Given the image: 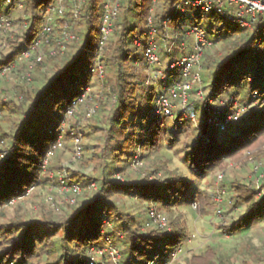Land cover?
<instances>
[{
  "label": "trees",
  "instance_id": "1",
  "mask_svg": "<svg viewBox=\"0 0 264 264\" xmlns=\"http://www.w3.org/2000/svg\"><path fill=\"white\" fill-rule=\"evenodd\" d=\"M53 1L0 0V16L10 19V11L16 10L22 14L18 22L25 23L21 33L15 32L13 38L6 39L8 50L6 54L0 53V68L12 63L21 50L32 43L44 22L42 12ZM177 1L123 0L114 31L105 48L99 51L97 42L104 0H83L76 18L70 11L73 1L67 0L69 8L56 24L58 33L64 23L71 26L73 52L58 53L56 58H61L60 61L46 53L42 64L36 66L31 82L19 87L16 96L20 95L21 99L15 101L13 96L2 100L1 94L6 89H0V112L5 113V118L16 117L9 128L4 127L5 119L0 118V142H3L0 152H5L0 159V218L5 209L28 190L58 184V172L64 171L67 182L81 188L73 203L67 201L59 208L61 216L57 220L48 213L40 218H28L15 212L14 218L0 221V264H87L90 247L103 245L105 237L113 242L118 236L123 239L119 264H146L155 253L156 245L173 249L183 243L185 233L182 229L173 228L167 234L157 228L143 231V223L116 205L117 198L133 197L146 204L147 210L151 206L167 209L184 198L188 191V180L167 170L165 164L158 165L166 171L165 177L156 174L159 168H153L145 175L126 176L130 178L127 179L128 165L118 167L123 162L130 164L138 150L155 154L161 143L174 147L185 129L190 128V118H185L181 111L172 118L154 113L156 87L165 82L152 79L141 48L133 45L134 39L144 37L149 17L158 36L165 34L163 22L166 19L172 33L179 34L182 27L190 23L203 27L200 15L174 14ZM210 18L214 23L221 21L216 14ZM206 32L215 42L235 37L236 43L220 58L202 61V69L212 73L207 84L202 83L207 95L200 103L201 120L191 127L199 136L195 137L194 146L185 152L183 159L190 173L199 179L223 170L226 160H239L243 151H253L264 137V109L260 113L247 110L239 120L226 123L223 130L216 125L224 121L226 113L234 110V102L241 91L242 99L249 96L264 101V23L259 17L251 30L236 26L224 34ZM258 38L261 42L254 53ZM96 59L104 68L103 80L89 72ZM47 61L51 62V73L43 69ZM161 73L169 79L176 76L175 72L165 69ZM93 79L106 81V101L100 99L94 115L87 119L86 132L92 140L81 144L83 153L79 169L62 164V150L56 151L44 165L45 154L57 140L67 107ZM195 108L190 109V114H196ZM83 117L84 114L67 120V130L62 134L63 150L71 149L79 133L85 137L81 125ZM138 117L149 119L139 140L135 138ZM165 119H170L171 125L165 124ZM228 131L229 135H225ZM144 157L142 153L139 158ZM109 160L117 167L109 168ZM87 169L91 174L86 173ZM116 174L122 179H116ZM90 183L97 184L92 198L87 189ZM258 187L255 189L236 181L229 183L232 206L244 205L245 210L242 216L224 227L226 234H237L263 217L264 195L258 196V193L264 194V178ZM192 201L198 205L200 213H205L206 208L213 205V194L197 190ZM114 229L117 236H114ZM208 252L191 256L188 264H209L212 254Z\"/></svg>",
  "mask_w": 264,
  "mask_h": 264
},
{
  "label": "rangeland",
  "instance_id": "2",
  "mask_svg": "<svg viewBox=\"0 0 264 264\" xmlns=\"http://www.w3.org/2000/svg\"><path fill=\"white\" fill-rule=\"evenodd\" d=\"M68 1L72 2L73 0ZM68 8L67 3H65L64 11H67ZM1 12L5 13V9H2ZM191 14L193 16H201V25L208 32H219L224 34L228 29H233L237 26L235 23L228 22L224 18H221L219 23H214L210 18L211 15H214L213 11L203 12L200 10H193L191 11ZM9 15L10 19L13 21L10 30L8 32L0 31V53L2 54H6L8 50L6 39L13 38V33H21L22 31V25L18 22V19L22 17V14L19 11L11 10ZM59 18L56 16V20ZM57 29L58 26L56 24L55 31L53 32V35H55L54 39L59 38ZM234 43H236L235 37L225 41L218 39L215 44L204 52L202 61H213L214 59L220 58L228 48L233 46ZM71 44L72 41L66 43L65 51L70 50L71 53L73 52L74 48L72 45L75 43ZM53 46L54 45L51 44V46L46 47L41 51L43 59L47 56L46 53H48ZM57 56L58 55H55V58L53 59L60 61L61 58H56ZM167 60L168 57L163 56V58H161V65L159 68L153 69L151 75L156 76L160 74V72L163 71ZM43 69L46 73H51V62H45ZM211 73L212 71H201L204 86L207 84ZM169 81V76L165 75L164 82L168 83ZM13 82V80H10V82H8V80L7 82L4 80L0 81V89H6V92L1 94L2 100H7L14 96L12 99L17 101L16 99H18V96L15 95L13 90L16 89V86L13 85ZM105 82L103 83L93 79L88 86V92L93 98L91 101L92 106L98 107L100 99L101 101L106 99V96L104 95L107 91ZM204 86L200 88L203 93L201 98H197L194 93L190 96V100L186 106V111L189 115L191 113L190 109L192 107H196L193 110L196 114L194 115L193 120L190 119V128L185 129L186 131L182 135V139L179 143L172 148L168 147L164 143H161L158 152L155 154H146L147 152H141L138 150L136 151L138 156L136 167L131 166L132 160L130 161V164L124 162L120 163L118 167L125 166L126 168L128 165V173L125 171V177L129 176L135 178L137 176L145 175L149 171H152L153 168H159L156 174L159 176L163 175V177H165L166 171L158 166L165 164V168L167 170L188 180L189 187L184 198L177 200V203L171 204L167 209L158 206L155 207L156 213L159 214L161 218H164L165 223H168L170 231L173 228L182 229L185 233L183 243L180 245L178 259L170 264H188L191 256L202 255L207 250L209 251L208 253L212 254L211 262L209 264H264V215L262 218L254 220L250 225L240 230L237 234L229 235L223 231L224 227L229 225V223L242 216L245 210L244 205H239L237 207L232 206V191L229 189V183L236 181L238 183L254 187L255 189L260 184V180L262 178L258 183L253 166L254 163H259L264 168V137L261 144L256 149L253 151H243L239 160H226V165L223 170L214 171L203 179L193 176L187 165L184 163L183 159L185 152L194 146V139L199 136L198 132H193L191 127L197 126L198 122L201 120L200 103L207 95V90ZM158 90L159 85L156 87V91ZM242 94L243 92L241 91L238 100L234 102L236 104L234 111L236 110L239 115L237 118L238 120L240 117H243L242 115L249 109H252L256 113H260L264 109V101H260L257 97L253 99V97L250 98L249 96L242 99ZM106 104L110 103L106 102ZM84 108L85 107H80L76 116L81 117V115L84 114ZM180 109L181 107L177 105L174 114L176 115ZM4 114L5 113L2 111L0 118L5 119L4 127L9 128L15 121L16 117L13 115L9 118H5ZM87 123V120L81 123L83 134H86L85 137H82L83 145L88 144V142L92 140L90 135H87L88 133L86 132ZM164 123L171 125L170 119H165ZM148 124V118L140 120V117H138L135 120L136 139L139 140L143 137V130L148 126ZM229 132L230 131H228L225 135H229ZM185 145L186 147H184ZM70 147L71 149L68 151L66 149L61 151L63 153L61 158L62 164L69 165L74 170L79 169L78 163L80 160L74 161L72 159L73 144H71ZM142 153H145V157L140 159L139 157ZM108 167L112 168L117 166L112 160H109ZM130 170H132L133 173H131ZM86 173L91 174L89 169H87ZM219 175H222L221 180L218 179ZM55 187L56 184H50L45 188L31 189L26 192L22 198L15 200L5 209L3 217L0 218V221H6L14 218L15 212H18L20 215L28 218H40L43 214L48 213L50 215L52 214L55 220L59 219L61 216L59 208L64 207L66 201L62 194L56 192ZM197 190L213 194V205L208 206L205 213L199 212L198 205L194 201L190 202L193 193ZM94 191L95 190L89 193L88 196L90 198L93 197ZM222 191H224L223 194H221ZM218 194H221L222 196L221 216L216 213L218 203L216 202L215 197ZM50 195L56 200V205L48 199ZM116 205L123 212L130 213L143 223V225L145 224L144 221L147 220L146 204L139 202L133 197H121L116 199ZM149 229H152V227H144L143 231H148ZM113 231L114 236H117V230L114 229ZM122 240L123 239L118 236V238H115L111 244H100L97 246L96 250H98V253L95 255L97 263L114 264L116 255L113 249L118 250L121 254V246L123 245Z\"/></svg>",
  "mask_w": 264,
  "mask_h": 264
},
{
  "label": "built area",
  "instance_id": "3",
  "mask_svg": "<svg viewBox=\"0 0 264 264\" xmlns=\"http://www.w3.org/2000/svg\"><path fill=\"white\" fill-rule=\"evenodd\" d=\"M67 0H54L43 12L44 22L38 35L34 38L32 43L21 50L16 59L9 65L0 68V81L10 82L13 80V85L16 89L14 90L15 95L19 87L28 85L32 80V75L37 65H41L43 56L41 51L46 47L54 45L48 54L55 56L58 53L65 51L66 43L73 41L74 35L71 32V26L68 23H64L63 27L60 28L59 38L53 40V32L56 26V16L59 18L64 15V4ZM123 0H104L101 7L100 13V25H99V38L97 42V49L102 51L109 38L111 37L116 18L118 15L120 4ZM9 2V0H7ZM83 0H73L71 4V14L73 18H76L79 14ZM193 10H200L203 12L213 11L217 16L226 19L228 22L235 23L239 28L244 30H251L257 19L260 17L264 23V2L261 0H178L174 5V14L184 15L188 14ZM166 19L163 22L165 28V34L158 36V32L152 24L150 17L148 18V24L144 32V37L136 38L133 41L135 47L141 48V54L144 62L148 67L149 72H153V69L159 68L161 65V58L164 54L168 57V60L164 66L165 70L175 72L174 76L168 83L162 84L159 90L156 92L153 100V111L159 117L172 118L175 113V109L178 106L181 107L180 111L185 118L194 119L193 114H187L186 106L190 100L192 93L197 98L202 97V58L205 51H207L213 44L215 39L209 35L206 30L197 24H187L182 27L180 33H172L169 30ZM12 21L4 16H0V31L8 32L11 28ZM22 25V24H21ZM25 23H23L24 27ZM261 38H258L255 44L254 53L258 50ZM177 50V51H175ZM176 53V54H175ZM171 55V57H170ZM91 75L96 77L98 80H103L105 72L101 63L96 59L92 66L89 68ZM162 72V71H161ZM153 76V80L164 79L162 73ZM160 75V76H159ZM89 88L83 89L79 97L73 100L67 107L64 122L59 128V134L55 144L46 152L44 158V165L53 156L56 151H61L64 148L62 134L67 130V120H71L76 117L77 111L80 107H85L84 117L81 121L84 122L90 116L94 115L95 106H89L92 101V97L88 92ZM18 99L21 96L18 95ZM236 107V104H235ZM234 107V108H235ZM218 112H216L217 114ZM188 115V117H187ZM1 116V112H0ZM238 112L233 110L225 114L224 121L218 122L216 125L220 130L225 129V124L238 118ZM215 119V118H214ZM211 121V118L208 119ZM82 125V124H81ZM0 144L3 145L1 141ZM82 135L79 133L73 139V157L74 161L80 160L82 157ZM5 155V152H0V159ZM138 161L137 154L134 155L131 166L136 167ZM254 172L259 180L264 178V168L259 163H254ZM58 184H56V192L62 194L65 197V201L73 203L77 195L81 193V188L74 183L67 182V174L62 171L58 172ZM52 176V175H51ZM116 179H122L119 174L115 175ZM218 179H222V175H219ZM261 179V180H262ZM260 180V182H261ZM259 186V185H258ZM89 191L96 189L95 183H90L87 187ZM256 189H259L257 187ZM31 190V189H30ZM28 190V191H30ZM27 191V192H28ZM224 191L221 192L223 194ZM218 194L215 199L217 204L216 213L221 216L222 214V196ZM264 195L258 193V196ZM48 199L56 205V200L50 195ZM145 227L157 228L161 232L167 234L170 233L168 223H165L164 218L160 217L156 213V209L151 206L147 210V220L144 224ZM109 228L110 225L108 224ZM105 245L111 244L108 237H105ZM181 245V244H180ZM180 245H177L173 249H168L163 245H156V251L146 264H170L178 259V253ZM97 246L89 248L87 253V264H98L96 261V250ZM116 258L114 264L120 263V254L118 250L113 249Z\"/></svg>",
  "mask_w": 264,
  "mask_h": 264
},
{
  "label": "water",
  "instance_id": "4",
  "mask_svg": "<svg viewBox=\"0 0 264 264\" xmlns=\"http://www.w3.org/2000/svg\"><path fill=\"white\" fill-rule=\"evenodd\" d=\"M261 1H263V2H264V0H261Z\"/></svg>",
  "mask_w": 264,
  "mask_h": 264
}]
</instances>
